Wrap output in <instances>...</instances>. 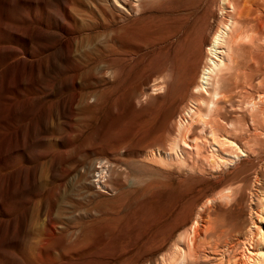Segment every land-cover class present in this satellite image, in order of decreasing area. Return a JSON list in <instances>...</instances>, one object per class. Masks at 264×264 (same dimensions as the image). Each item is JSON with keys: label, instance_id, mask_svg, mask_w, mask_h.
<instances>
[{"label": "rangeland", "instance_id": "1", "mask_svg": "<svg viewBox=\"0 0 264 264\" xmlns=\"http://www.w3.org/2000/svg\"><path fill=\"white\" fill-rule=\"evenodd\" d=\"M115 2L0 0V264L236 263L234 223L264 211V0ZM224 24L245 34L207 96Z\"/></svg>", "mask_w": 264, "mask_h": 264}, {"label": "bare ground", "instance_id": "2", "mask_svg": "<svg viewBox=\"0 0 264 264\" xmlns=\"http://www.w3.org/2000/svg\"><path fill=\"white\" fill-rule=\"evenodd\" d=\"M115 1H117V0H114V2ZM131 1H134V0H131ZM232 1V0H231ZM241 0H239V2H240ZM111 2H112V0H111ZM120 2H122V1H119V3ZM228 2V1H227ZM246 2V0H244V3ZM116 3V2H115ZM124 3V2H123ZM128 3H129V1H128ZM127 3V4H128ZM134 3H136V2H134ZM133 3V4H134ZM233 2H231V4H232ZM238 3V2H237ZM243 3V2H242ZM254 3V2H253ZM258 3V2H257ZM122 4V3H121ZM125 4V3H124ZM126 4V5H127ZM229 4V3H228ZM117 5V7H118V5L119 4H116ZM138 5V4H137ZM137 5H135V6H137ZM233 5V4H232ZM241 6H242V4H240ZM254 5V4H253ZM129 6V5H128ZM131 6V5H130ZM236 6H237V4H236ZM260 6V5H259ZM113 7V6H112ZM127 7V6H126ZM132 7V6H131ZM228 7H229V5H228ZM232 7V6H231ZM244 7H245V9H244ZM247 7V4L245 3L244 4V6H243V10L241 9V11L239 12L240 14H241V17H242V20L243 19H246L247 20V18L249 17L248 15V17H246V18H243V16H246L243 12H245L246 11V9H248V8H246ZM261 7V6H260ZM119 8V7H118ZM121 8H123V7H121ZM253 9H254V7H253ZM263 9V8H262ZM104 10V9H103ZM102 10V11H103ZM110 10V9H109ZM125 10V9H124ZM131 10V9H130ZM261 10V9H260ZM129 11V10H128ZM233 11H234V9H233ZM232 11V12H233ZM237 11V10H236ZM238 11H239V9H238ZM237 11V12H238ZM250 11H252L251 10V8H250ZM104 12V11H103ZM121 12V11H120ZM126 13H128L127 11H125ZM135 12V11H134ZM137 12V11H136ZM231 12V11H230ZM237 12H235L236 13V16H237ZM246 12H249V11H246ZM245 12V13H246ZM105 13V12H104ZM238 13V14H239ZM243 13V14H242ZM258 14L260 13V12H257ZM136 14V13H135ZM230 14V13H229ZM232 14V13H231ZM106 15V14H105ZM124 15V14H123ZM129 15V14H128ZM134 15V14H133ZM235 15V14H234ZM234 15H233V18H234ZM243 15V16H242ZM255 15H257V14H255ZM255 15H253V16H255ZM121 16V15H120ZM126 16V15H125ZM130 16V15H129ZM228 16V15H227ZM240 16V15H239ZM253 16H252V19H253ZM232 18V16H229V18ZM124 18H126V17H124ZM129 18V17H128ZM259 19V15H258V17L256 16V19H255V17H254V21L256 22V21H258V19ZM122 19V18H121ZM251 19V20H252ZM131 20H132V18H131ZM231 20V19H230ZM235 20V19H234ZM251 20L249 21V23H251ZM237 21V19L234 21V22H236ZM248 21H242V23H240V24H245V22H247L248 23ZM128 22V21H127ZM228 22H230V21H228ZM238 22H241L240 21V19H238ZM131 23V22H130ZM252 23H254V22H252ZM259 22H257L255 25H256V27H257V24H258ZM227 24H229V23H227ZM230 24H232V22H230ZM234 24V23H233ZM261 24V23H260ZM223 25V24H222ZM247 25H250V24H247ZM246 25V29H247V32H251L250 30H251V28H249L248 26ZM224 26H225V24H224ZM226 26H228V25H226ZM224 27L225 29H224V31L223 32H219L218 31V33L219 34H215L216 36H215V38L213 37V39H212V41L210 42L211 43V45L209 46V45H207L208 46V48H207V50H208V54L210 55V57H209V59L207 60V62L209 63V65L207 64V66L205 67V68H202V69H204V70H202L203 72L201 73V76H200V81H199V83L201 84H199L198 86L203 90V93L205 92L206 94H207V96H208V94L210 93L209 92V90H210V88H215L219 83H217L216 84V82H215V75L216 74H218V72H220L221 70H224L225 69V71L227 70V68L228 67H231L232 65L234 66V64H231V63H233L232 62V60H233V54H231V51L233 50L232 49V42L234 41L235 42V39L233 40V38H234V36L236 35V33L237 34H239L240 35V32H242V31H240V30H243V32H244V34H245V29H242V27H240V25H238V30L237 29H233L234 27L233 26H235V25H233L232 27L233 28H230V25L228 26V27ZM253 27H254V24L252 25ZM251 27V26H250ZM256 27H254V29L256 28ZM258 27H259V24H258ZM236 28V27H235ZM244 28V27H243ZM223 29V28H222ZM230 29H233V30H231V32L229 33V31H230ZM250 29V30H249ZM253 29V28H252ZM259 29H261V28H259ZM258 29V30H259ZM235 30V31H234ZM236 30L239 32H236ZM249 30V31H248ZM257 29H255V31H256ZM232 31H234L235 32V35H234V32H233V34H232ZM259 31H261V30H259ZM242 32V33H243ZM249 33H248V35H249ZM255 32H254V30L252 31V35H249V36H251L253 39L256 37L257 38V33H258V31L254 34ZM230 34V35H229ZM243 34V35H244ZM214 35V34H213ZM239 35H236V37H238L239 38ZM247 35V39H249V36ZM255 35V36H254ZM4 36H3V34H1L0 33V39L1 38H3ZM240 37H242V36H240ZM251 38V39H252ZM256 38L254 39V40H256ZM241 39V38H240ZM239 39V40H240ZM259 39H257L256 41H258ZM238 41V39H236V42ZM209 42V41H208ZM233 42V43H234ZM238 42H240V41H238ZM253 42V41H252ZM189 43V42H188ZM254 43V42H253ZM252 43V44H253ZM238 45V44H237ZM223 46V47H222ZM235 47V46H234ZM233 47V48H234ZM235 49V48H234ZM241 53V52H240ZM231 55H233V56H231ZM228 57V58H227ZM232 58V59H231ZM259 60V59H258ZM229 63V64H228ZM206 63L204 62V65H205ZM230 64H231V66H230ZM256 66V65H255ZM204 67V66H203ZM232 68V67H231ZM233 69V68H232ZM229 70H230V68H229ZM224 71H222V72H220V73H223ZM219 73V74H220ZM223 75L222 74H220V77L219 76H217V77H219V78H221ZM217 79V78H216ZM160 80H162V79H160ZM222 81H223V77H222V79H221ZM221 81V82H222ZM157 82V81H156ZM162 82V81H161ZM216 85H215V84ZM163 84V83H162ZM154 85H155V83H154ZM159 85V84H158ZM220 85V84H219ZM155 87V86H154ZM160 88L161 87H163L162 85L161 86H159ZM196 88H197V86H196ZM199 88V89H200ZM250 88V87H249ZM158 90V88H156L155 87V90ZM163 89V88H162ZM198 89V88H197ZM201 89H200V91H201ZM216 89H218V88H216ZM217 91V90H216ZM216 91H215V97H217L218 96V92L216 93ZM219 91V90H218ZM209 92V93H208ZM197 93V92H196ZM199 93V92H198ZM202 93V94H203ZM220 93V92H219ZM243 93V92H242ZM212 94V93H211ZM211 94H209V95H211ZM212 96V95H211ZM219 96H221L220 94H219ZM218 96V97H219ZM213 99H214V97H213ZM216 100V99H215ZM192 101V100H191ZM192 103H193V106L188 110V112H187V114H189V119H188V122L186 121V119H185V121L188 123V125H187V123L185 124L186 125V127L188 126V127H190V130L192 129L191 128V125L193 124V122L196 120V117H197V113H198V111H199V103L197 102V101H195V100H193L192 101ZM216 104V103H215ZM214 107H215V105H214ZM185 110V109H184ZM187 111V110H186ZM199 113H201V112H199ZM262 113H264V112H262ZM208 115V114H207ZM206 115V116H207ZM186 117V116H185ZM186 118H188V117H186ZM207 118H209V115H208V117ZM182 120V119H181ZM209 120V119H208ZM185 121H183V122H185ZM182 122V123H183ZM206 122V121H205ZM178 124H179V127L180 126H182L181 124H180V121H178ZM206 124V123H205ZM183 127V126H182ZM187 127V128H188ZM216 128V127H215ZM180 129V128H179ZM183 131V130H182ZM223 137V136H222ZM224 138V137H223ZM198 139V138H197ZM228 139V138H227ZM224 140L225 141H227L225 138H224ZM230 141V140H229ZM195 142V141H194ZM197 142V141H196ZM200 142V141H199ZM218 143V142H217ZM188 145V144H187ZM187 145H186V147H187ZM197 145V144H196ZM189 147V146H188ZM191 147V146H190ZM189 147V148H190ZM170 153V155H171V152H169ZM179 153V152H178ZM158 154H159V151H158ZM176 156L177 157H179L178 156V154H176ZM182 159H183V157H182ZM260 179V178H259ZM258 182H260V181H258ZM236 204V203H235ZM245 204V203H244ZM245 206V205H244ZM241 209V208H240ZM246 209L247 208H245V211H246ZM233 210L234 209H232V213H233ZM243 210V209H242ZM263 211V210H262ZM228 215H229V213H228ZM246 217L245 218H240L239 217V220L236 222V223H234V225H233V228L234 229H236V230H238L239 232H241L242 234L240 235V234H238V235H240L241 237H239V238H237L236 240H235V242L231 239V238H229V239H231L232 241H233V245H230L231 247H230V249H232L233 250V252H235V253H233L234 254V257H233V255H231L232 256V258H236L237 260H235L236 261V263L235 264H250L251 262H253L252 264H264V228H263V225H264V211L263 212H258V211H256L255 209H253V208H251V207H249L248 208V211H247V215H245ZM216 217H218V215L216 216ZM198 220V219H197ZM217 220V219H216ZM217 225V224H216ZM219 225V224H218ZM211 226V225H210ZM194 227V226H193ZM196 227H197V225H196ZM194 229V228H193ZM231 229V228H230ZM226 230V229H225ZM243 230H245L246 232L245 233H243L242 231ZM195 231H198V229H196L195 228V230H194V232ZM221 231H224V230H221ZM199 232H200V230H199ZM202 232V231H201ZM216 232V231H215ZM226 233H228V231L226 232ZM225 233V234H226ZM197 234V233H196ZM195 234V235H196ZM201 234V233H200ZM220 234V233H219ZM221 234H223V232H221ZM237 234H235L236 236H237ZM199 235V234H198ZM235 235H233V237H235L236 238V236ZM184 237V236H183ZM194 238V237H193ZM198 238V237H197ZM196 239V238H195ZM194 240V239H193ZM192 241V240H191ZM196 241H197V239H196ZM229 242V241H228ZM227 242V243H228ZM192 243H194V241H192ZM230 243V242H229ZM232 243V242H231ZM228 245V246H229ZM248 245V248L246 247V250H245V248L243 249V250H245L246 251V253H239V252H237L236 253V251H240L241 250V247L242 246H247ZM226 246V245H225ZM177 248H178V246H177ZM183 248V247H182ZM191 248L192 247H190V249H189V253H191ZM243 248V247H242ZM198 249V248H197ZM225 249H226V247H225ZM224 249V250H225ZM228 249V248H227ZM240 249V250H239ZM175 250V249H174ZM181 249H179V251H180ZM193 250V249H192ZM182 251H184V250H182ZM198 251V250H197ZM223 251V250H222ZM221 251V252H222ZM229 251H231V250H229ZM242 251V250H241ZM244 251V252H245ZM185 252H187L186 250H185ZM217 252H219V251H216V253ZM178 253V252H177ZM176 253V254H177ZM192 253H193V251H192ZM192 253L189 255H187V254H185V256L187 255V257H189L190 256V258L189 259H193V256H192ZM195 253V252H194ZM197 253V252H196ZM196 253H195V255H196ZM225 253L226 254H228L229 252H227V251H225ZM239 253V254H238ZM179 254H181L180 252H179ZM183 254V253H182ZM219 254V253H218ZM217 254H215V256H216ZM222 255V254H221ZM229 256H230V253L228 254ZM182 257H183V255H181ZM192 256V257H191ZM197 256V255H196ZM181 257V258H182ZM187 257H183L184 258V260L186 261V259H187ZM221 257V256H220ZM224 257H226V255L224 256ZM245 257H248L247 259H249L250 260V263H248L247 262V260H244L243 258H245ZM176 258V257H175ZM182 258V259H183ZM217 258V257H216ZM223 258V256L221 257V258H218V259H222ZM230 258V257H229ZM232 258L229 260L228 258V260H229V262H232ZM176 259H178V257L176 258ZM175 259V260H176ZM213 259V258H212ZM217 259V260H218ZM246 259V258H245ZM174 260V261H175ZM188 260V259H187ZM226 260V259H225ZM244 260V261H243ZM248 260V261H249ZM177 261V260H176ZM175 261V262H176ZM179 261H180V259H179ZM190 261V260H189ZM188 261V262H189ZM246 261V262H245ZM178 262V261H177ZM176 262V263H177ZM215 262V261H214ZM217 262H219V261H217ZM223 262H225V261H223ZM223 262H221L222 264H223ZM174 263V262H173ZM200 263V262H199ZM220 263V264H221ZM226 263V262H225ZM233 263V264H234ZM175 264V263H174ZM190 264V263H189ZM198 264V263H197ZM219 264V263H218ZM229 264V263H228ZM230 264H232V263H230Z\"/></svg>", "mask_w": 264, "mask_h": 264}, {"label": "built area", "instance_id": "3", "mask_svg": "<svg viewBox=\"0 0 264 264\" xmlns=\"http://www.w3.org/2000/svg\"><path fill=\"white\" fill-rule=\"evenodd\" d=\"M112 168V163L108 159H100L95 163L94 169L91 172V181L93 185L102 191L109 194L114 191L109 186V177Z\"/></svg>", "mask_w": 264, "mask_h": 264}]
</instances>
